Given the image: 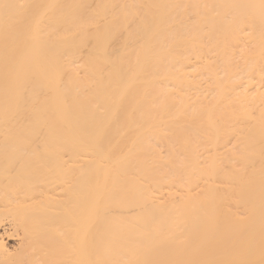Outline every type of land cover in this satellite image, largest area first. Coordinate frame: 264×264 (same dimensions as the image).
<instances>
[{
	"label": "bare ground",
	"instance_id": "6f19581e",
	"mask_svg": "<svg viewBox=\"0 0 264 264\" xmlns=\"http://www.w3.org/2000/svg\"><path fill=\"white\" fill-rule=\"evenodd\" d=\"M0 264H264V0H0Z\"/></svg>",
	"mask_w": 264,
	"mask_h": 264
}]
</instances>
